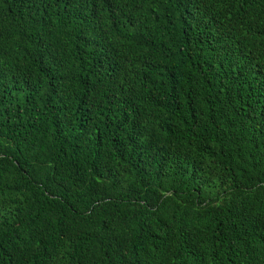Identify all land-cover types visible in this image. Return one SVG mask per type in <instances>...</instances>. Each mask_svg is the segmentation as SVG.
<instances>
[{"label":"trees","instance_id":"obj_1","mask_svg":"<svg viewBox=\"0 0 264 264\" xmlns=\"http://www.w3.org/2000/svg\"><path fill=\"white\" fill-rule=\"evenodd\" d=\"M0 264H264V0H0Z\"/></svg>","mask_w":264,"mask_h":264}]
</instances>
